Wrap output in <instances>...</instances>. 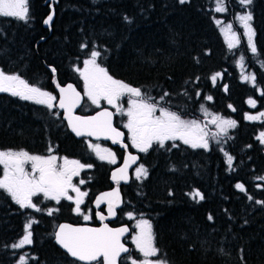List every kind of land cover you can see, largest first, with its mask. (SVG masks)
<instances>
[{"label":"trees","instance_id":"1","mask_svg":"<svg viewBox=\"0 0 264 264\" xmlns=\"http://www.w3.org/2000/svg\"><path fill=\"white\" fill-rule=\"evenodd\" d=\"M45 3L29 0L27 24L0 17V68L5 72L52 90L49 66L57 70V80L74 81L73 64L96 49L114 78L157 99L169 93L163 102L180 115L207 108L236 122L208 149L155 144L142 159L147 177L125 190L122 214L150 221L160 258L168 264H264V204L256 203L264 201V144L258 139L264 117L248 119L250 112L264 111V0H253L247 9L239 0H223V12L215 11L217 0H58L51 29L43 26L50 12ZM248 9L256 54L244 40L230 49L216 22L219 17L234 21ZM240 64L253 72V82L241 79ZM25 104L0 93V150L44 154L55 146L70 156L82 151V141L66 130L61 117ZM108 169L102 164L96 170L100 176ZM194 191L204 199H193ZM51 206L44 202L41 212L21 209L0 190V264H20L21 255L28 258L26 264H82L54 241L65 214L49 216ZM33 220L32 244L12 248Z\"/></svg>","mask_w":264,"mask_h":264},{"label":"snow or ice","instance_id":"2","mask_svg":"<svg viewBox=\"0 0 264 264\" xmlns=\"http://www.w3.org/2000/svg\"><path fill=\"white\" fill-rule=\"evenodd\" d=\"M184 4L186 0H179ZM239 3L247 9L253 3V0H239ZM223 0H217L215 11L223 12L225 8L222 6ZM0 17H11L24 23H30L32 17L29 12V0H0ZM53 15H48L44 20L45 24L50 25ZM127 19V17H125ZM242 27L245 29L244 35L247 37V43L253 54L257 53V48L253 37L255 32L252 28L251 21L253 16L250 11L238 17ZM232 25L229 24L226 32H231ZM232 41L229 42V48H234L239 42L236 34L233 32ZM82 47H87L86 44ZM101 52L92 49L90 58L85 59L83 68H77L80 77L83 79V94L98 108L101 101H106L108 105L116 109L118 115L127 116V122L123 125L128 130L131 146L139 152L147 153L153 144L159 148H164L167 141H182L183 144L189 145L193 149L209 148L208 132L195 120H184L176 111L158 105L155 98L149 93L142 92L138 87L129 85L118 79H114L105 67L98 63ZM55 68L52 72L55 73ZM218 75V74H217ZM247 79V77L245 78ZM254 80L255 77H252ZM213 82L216 76H212ZM59 90V99L51 92L43 90L42 87L31 84L28 80L19 74H10L0 69V93H8L13 97H18L24 101H31L38 105H43L50 111L54 107L63 110V119L67 120L68 126L76 136H95L97 138L103 136L110 139L113 144H119L123 148L128 145L123 142L124 133L113 126L114 113L108 110L98 112L94 116H78L74 115V110L81 105L83 97L77 91L76 87L68 84L62 87L56 84ZM169 93L165 92L160 97L163 101L164 97ZM127 97V108L123 104V98ZM208 100L212 97L208 96ZM249 104L255 106V101L250 100ZM159 112V115L156 113ZM59 117V113H53ZM264 116V112L260 113ZM248 119L255 120L257 117L249 116ZM211 123L216 125L218 131L213 134V138L219 136H227V129L236 126V122L230 119H222L220 116H214ZM258 139L264 143V132ZM219 144L220 140L216 139ZM172 147H176L175 144ZM100 160H107L110 164L116 163V156L108 149H101L100 145L89 144ZM54 149L50 146L49 152ZM227 155V154H226ZM136 156H129L124 166L112 173V179L119 184L121 180L127 182V169L129 162H135ZM233 158L229 155L227 162L231 168ZM31 165L26 170L25 165ZM0 165L3 166V175L0 178V190L7 193L11 199L19 205L21 209H34L41 212L42 209L37 203L33 202V197L40 196L46 200L60 203L61 199L72 201L75 205L74 211L83 216L85 221L91 217L81 211V205L84 198L88 196L87 191H81L80 188L73 183V177L80 175L82 169L92 168L91 164L81 163L76 159L63 158L62 163H58V157L50 154L48 156L33 155L27 151H0ZM147 177V169L142 165L136 169V179ZM80 184L85 183L84 180L79 181ZM236 188L245 191L244 185L237 183ZM69 190L76 193L75 198L69 195ZM172 193H169L171 195ZM190 195L200 200L204 196L199 191H194ZM251 200L252 197L249 196ZM107 203L108 216L97 212L96 216L103 224L108 217L116 216V208L121 204V196L118 189L106 192L95 200L96 207L99 208L102 203ZM257 204H264V201H256ZM58 211V209H55ZM53 209H48L47 214L51 216ZM128 219H134L132 212L127 213ZM211 221L213 217L208 216ZM36 221H29L25 224V234L18 243L11 245L14 249H22L25 245L32 244V228ZM136 234L132 238L135 249L142 255V259L132 258L130 249L121 242L125 233L129 232L128 227L111 228L108 224H103L99 228H80L72 227L68 224L59 225V230L55 233L57 243L66 250V252L74 258L75 261L83 262V264H127L131 260V264H168V262L160 258V249L155 244L152 224L147 219H140L136 225ZM223 254L224 250L219 249ZM20 264H26L24 255L19 257Z\"/></svg>","mask_w":264,"mask_h":264},{"label":"flooded vegetation","instance_id":"3","mask_svg":"<svg viewBox=\"0 0 264 264\" xmlns=\"http://www.w3.org/2000/svg\"><path fill=\"white\" fill-rule=\"evenodd\" d=\"M54 82H58L60 85H66L68 83H74L75 86L77 87V89L83 93L82 85L78 84L75 81V79H74V81L73 80H67L65 82H61V81L57 80V78H55V79H53L51 81L52 90H49V89H46V88H44V89L48 90L53 95H56L57 96V102H58V99H59V94H58V91L56 90V88L54 86ZM3 94H7V95L11 96L8 93H3ZM16 98H17V100L20 103H22V101H23L24 103L30 105L31 108L39 109L41 112L46 113L51 118H58V116L53 115V113H59L60 114L59 117H61V119L65 122L66 130H68L69 133L72 134L76 139L82 141L83 149H82V151L80 153H78V155H73L72 154L73 156L60 153L58 151L57 147H55V146H51L54 149L53 152L50 153L49 149H48V151L46 153H44V154L36 153V152H33L31 150H26V149H5V150H7V151H9V150H11V151L12 150H14V151L23 150V151H27V152H29L30 154H33V155H42V156H48L50 154H53V155H56L58 157V163H62L63 162V158H68L70 160L71 159H76V160H79L82 163H88V164L93 165V167L90 168V169L86 168V169L81 170L80 175L75 178V184L80 188V190L88 192V196H86L84 198V203L81 205V211L84 214L90 215L91 218L89 220L85 221L83 219L82 215H79V214H77L74 211L75 205H74V203L72 201H68V200L62 198L59 204H57L55 201H51V200H47V203H50V205H52L51 209L54 210L53 211V215L54 214H60V212H63L65 214L64 218L61 221L58 222V225L60 223H63V222H69V223H72L74 225L88 224V225H92V226H99L101 224V222L97 218L96 213L97 212H101L103 215L107 216L108 215L107 204L102 203L100 205V207L97 208L96 204H95V200L102 193L114 188L116 182H113L111 180V172H112L113 169H115L116 167H118L119 165H121L123 163L126 151L121 149L118 146H113L110 142H107V141H96V140H93L92 138H89V137L78 138L77 136H75L69 130L67 122L63 119V112L60 111L58 107H54L50 111L49 109H47L43 105H38V104H35V103L31 102V101H24V100L19 99L18 97H16ZM89 103L91 104V102H89ZM92 105L93 104H91V107H93V108L90 111H88L87 108H86V107H88V99H87L86 96H84L83 103H82L81 107L79 108V110L77 112L79 114L87 115V114H92V113H94V112H96V111H98L99 109H102V108L111 109L113 111V113H114V125L117 128H119V129L124 131L125 142L128 144V150L131 153L138 154L139 157H140V161L130 171V176H131L130 182L126 183V184L120 182L121 193L123 195V205L117 210V214L113 218V220L108 221L109 225L112 226V227H119V226H123V225H129V227L131 229V232L124 239V242H126L130 246V248H131L130 255H131L133 253V247H132V243L130 241V238H131V236L133 234V224H132V220L128 219L127 213L122 214V209H123V206H124L125 190H126V188L130 187V185L132 184L133 180H136V178L134 177V173H135L136 169L139 166H141V165L144 166L142 164V159H143L144 154H146V153L139 152L137 149H135V148H133L131 146V141L129 139L128 130L126 128H124L123 124L121 123L120 115L115 114L116 113V109L112 108L110 105H108L105 102L101 103V106L99 108L96 105H93V106ZM90 142L101 143V144H104L105 146H107L109 149H111L113 151V153L115 154V156H116V163L115 164H110L107 161L100 160L96 156V154L93 153V150L91 148H89ZM153 146H155V144H153ZM153 146H152V148H153ZM152 148H150L149 151ZM85 158H86L87 162L84 161ZM102 164L106 165L109 169H108V172H104V173H102V175L100 174V176H99V171H97L96 169H97L98 165H102ZM101 176H102V179H100ZM80 180H84L85 183L80 184L79 183ZM41 196L42 195L36 196L34 198V202L35 203H37V201L41 202L40 204L37 203L40 208H42V205L44 203V202H42L44 198L41 197ZM55 209H58V211H56ZM66 217L68 219H66ZM58 225L56 226V228L58 227ZM80 263H82V262H80ZM127 264H129V263L127 262Z\"/></svg>","mask_w":264,"mask_h":264},{"label":"rangeland","instance_id":"4","mask_svg":"<svg viewBox=\"0 0 264 264\" xmlns=\"http://www.w3.org/2000/svg\"><path fill=\"white\" fill-rule=\"evenodd\" d=\"M248 11H250L249 9L248 10H244L243 12H241V13H238L237 15H236V17H235V20L234 21H225V19H223V18H221V17H219V18H217L216 19V22H217V25H218V27H219V29L221 30V32H222V34H223V36H224V38H225V41L228 43V45H229V42L230 41H232V39H233V37H232V34L231 33H235L236 34V37L238 38V43L236 44V46L235 47H237V46H239L240 44H241V42L244 40L246 43H247V37L244 35V33H245V29L242 27V25H241V23H240V21H239V19H238V17L240 16V15H243V14H245L246 12H248ZM252 14V13H251ZM252 21H253V19H252ZM250 22L251 23V25H252V28H253V30H254V32H255V29H254V26H253V22ZM229 24H231L232 25V29H231V32H226L225 31V29H227V26L229 25ZM253 40H254V43H255V36L253 37ZM248 44V43H247ZM88 58H90V53H89V55L87 56V57H84V58H82L81 59V61L79 62V63H77V64H73V67H72V76H73V78L75 79V81L78 83V84H80V85H82V88H83V86H84V82H83V79L80 77V75H79V72H77L76 71V69L77 68H83V62H84V60L85 59H88ZM98 63H100L99 62V60L97 61ZM101 66L102 67H104L102 64H101ZM1 69V68H0ZM107 69V68H106ZM240 69H241V79L243 80V81H249V82H253V79H252V77H254V74H253V72L250 70V69H245L244 68V66L243 65H241L240 64ZM107 71H108V69H107ZM108 73H109V71H108ZM110 74V73H109ZM111 75V74H110ZM112 76V75H111ZM247 77V79H245ZM114 78V77H113ZM114 79H116V78H114ZM218 80V77H216V81ZM215 81V82H216ZM36 86H38V85H36ZM43 90H45L44 88H42ZM46 91H48V90H46ZM143 92V91H142ZM127 97H124L123 98V104H124V107H125V109L127 108ZM155 100H156V102L158 103V105H162V106H164V107H167L166 105H165V103L163 102V101H161L160 99H157V98H155ZM90 101L88 100V107H86L87 108V110L88 111H90L93 107H91V104L89 103ZM103 102H105V103H107L106 101H101V103H103ZM93 106V105H92ZM168 108V107H167ZM169 110H171L170 108H169ZM171 111H173V110H171ZM262 112H264V111H254V112H250V116H254V117H257V119H255V120H261L264 116H260V113H262ZM157 115H159V112H157L156 113ZM179 114V113H178ZM214 116H220L222 119H230V120H233V121H235L233 118H231V117H229V116H223L222 114H218V113H214V112H211L210 110H208L207 108H203V109H201L200 111H199V113L198 114H195V115H191V116H184V115H182L181 114V117H182V119H184V120H193V119H195L203 128H204V130L206 131V132H208V140H209V147H210V144H211V141L212 140H216V139H219V138H224V137H226V136H219V137H216V138H213V134L214 133H216L217 131H218V128H217V126L216 125H214V124H212L211 123V120H212V118L214 117ZM127 116H122V115H120V121H121V123L124 125L126 122H127ZM233 128V127H232ZM232 128H228L227 129V135L229 134V132L231 131V129ZM261 135V134H260ZM168 142H173V143H183L182 141H179V140H177V141H167L166 143H168ZM90 144H92V145H100V147H101V149H108L109 151H111V152H113L111 149H109L107 146H105L104 144H101V143H93V142H90ZM264 144V143H263ZM0 151H4V150H0ZM5 151H7V150H5ZM12 151H14V150H12ZM93 153L94 154H96L94 151H93ZM97 156V155H96ZM103 161H107V160H103ZM82 163V162H81ZM84 164H88V163H84ZM1 166V168H2V175H3V166L2 165H0ZM30 167H31V165H30V163L29 164H26L25 165V169L26 170H28V169H30ZM140 167V166H139ZM138 167V168H139ZM144 167V166H143ZM145 168V167H144ZM83 170V169H82ZM2 175H1V177L0 178H2ZM134 177L136 178V171H135V173H134ZM75 178L76 177H73V183L75 184ZM143 178V176L141 177V179ZM141 179H139V180H141ZM69 195H71V196H73L74 198H75V196H76V193H74V192H71V190H69ZM42 197V196H41ZM34 198L35 197H33V202H34ZM42 202H47V200L46 199H43V201ZM35 203V202H34ZM48 209H51V208H48ZM48 209H46V211H48ZM133 216H134V219H132V224H133V234H132V236H131V238H130V241H131V243H132V247H133V253L131 254V257L132 258H136V259H142V255L135 249V245H134V243L132 242V238H133V236L136 234V228H135V225H136V223L140 220V219H146V218H143V217H139V216H136V215H134L133 214ZM150 222V221H149ZM30 231H31V229H30ZM23 238V237H22ZM21 238V239H22ZM32 241H33V239H32ZM18 243V242H17ZM31 245V244H30ZM26 246H29V245H25L23 248H25ZM22 248V249H23ZM19 250V249H18ZM28 258L27 257H25V260H27ZM128 263L129 264H131V260H129L128 261Z\"/></svg>","mask_w":264,"mask_h":264},{"label":"water","instance_id":"5","mask_svg":"<svg viewBox=\"0 0 264 264\" xmlns=\"http://www.w3.org/2000/svg\"><path fill=\"white\" fill-rule=\"evenodd\" d=\"M46 3H49L50 5H49V8H50V12H49V14L48 15H53V19H52V21L50 22V25H48V24H45L44 23V21H43V26L45 27V28H48V29H51L52 28V24H53V22H54V20H55V16H56V8H55V4H57L58 3V0H46ZM47 15V16H48ZM47 16L45 17V19L47 18ZM44 19V20H45ZM52 68H55L54 66H49V69H50V71L52 72ZM56 70V69H55ZM52 74L54 75V77L56 78V76H57V74H58V72H57V70L55 71V73H53L52 72ZM58 82H54V86H55V88H56V90L58 91V94H59V90H58V88L56 87V84H57ZM68 84H72L74 87H76L75 86V84L74 83H68ZM68 84H66V85H60V86H62V87H66ZM76 89H77V87H76ZM226 89V88H225ZM77 91H79L78 89H77ZM80 93H81V96L83 97V99H82V102H81V105H82V103H83V100H84V95H83V93L81 92V91H79ZM81 105L79 106V107H77L75 110H74V115H78V116H94V115H96L98 112H101V111H103V110H108V111H111V112H113L111 109H109V108H102V109H99L98 111H96V112H94V113H92V114H87V115H84V114H79L77 111L79 110V108L81 107ZM59 110L60 111H62L63 112V110L62 109H60L59 108ZM65 120V119H64ZM66 122H67V120H65ZM67 125H68V122H67ZM113 126L114 127H116L115 125H114V116H113ZM69 127V126H68ZM117 128V127H116ZM119 131H121V132H123L124 133V131L123 130H121V129H119V128H117ZM69 130L72 132V130H71V128L69 127ZM74 135H75V133L74 132H72ZM76 136V135H75ZM78 137V136H77ZM82 137H89V136H79L78 138H82ZM89 138H92L93 140H96V141H107V142H110L113 146H118V147H120L121 149H123V150H125L126 151V153H125V157H124V160H123V163L121 164V165H119L118 167H116L115 169H113L112 170V172H111V180L113 181V182H115L113 179H112V173L113 172H115V171H117L119 168H121V167H123L124 166V163H125V161L128 159V157L131 155V156H136L137 157V159H136V161L135 162H129V164H130V166H129V168L127 169V177H128V180H127V182H125V181H123V180H121L120 182H122V183H124V184H126V183H129L130 182V179H131V176H130V171H131V169L140 161V157H139V155L138 154H134V153H131L129 150H128V147L127 148H123V147H121L119 144H113L112 143V141L110 140V139H105L103 136H101V137H99V138H97V137H95V136H92V137H89ZM123 142L125 143V144H127L126 142H125V134H124V139H123ZM128 145V144H127ZM120 182H119V184H115V186H114V188H112L111 190H108V191H106V192H110V191H113V190H115V189H118L119 190V192H120V196H121V204H120V206L119 207H117L116 208V214H117V210L123 205V195H122V193H121V188H120ZM106 192H104V193H106ZM104 193H102V194H104ZM101 194V195H102ZM101 195H99V196H101ZM98 196V197H99ZM104 204H107L106 202L104 203ZM108 216V215H107ZM113 218L114 217H108L107 219H105L104 221H103V224H108V226L109 227H111V228H120V227H128L129 228V232H127V233H125V235L122 237V240H121V242L122 243H124L125 244V246L126 247H128L129 249H130V251H131V248H130V246L126 243V242H124V239L127 237V235H129L130 234V232H131V229H130V227H129V225H123V226H119V227H112V226H110L109 225V222L108 221H111V220H113ZM101 222V221H100ZM61 224H68V225H70V226H72V227H80V228H99V227H102L103 226V224L101 223L99 226H92V225H88V224H82V225H74V224H72V223H69V222H63V223H60L59 225H61ZM59 225H58V227L56 228V230H55V233L59 230ZM54 241L56 242V244H57V246L58 247H60L64 252H66V250L65 249H63L58 243H57V241H56V239H55V234H54ZM67 253V252H66ZM68 254V253H67ZM69 255V254H68ZM70 256V255H69ZM71 257V256H70ZM72 258V257H71ZM72 259H74V258H72ZM83 263V262H82Z\"/></svg>","mask_w":264,"mask_h":264},{"label":"bare ground","instance_id":"6","mask_svg":"<svg viewBox=\"0 0 264 264\" xmlns=\"http://www.w3.org/2000/svg\"><path fill=\"white\" fill-rule=\"evenodd\" d=\"M231 109H232V111H234V108L233 107H231Z\"/></svg>","mask_w":264,"mask_h":264}]
</instances>
